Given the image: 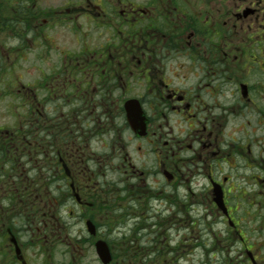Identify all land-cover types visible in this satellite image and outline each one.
I'll return each instance as SVG.
<instances>
[{"label":"flooded vegetation","instance_id":"1","mask_svg":"<svg viewBox=\"0 0 264 264\" xmlns=\"http://www.w3.org/2000/svg\"><path fill=\"white\" fill-rule=\"evenodd\" d=\"M1 36L0 264H264V0H0Z\"/></svg>","mask_w":264,"mask_h":264},{"label":"rangeland","instance_id":"2","mask_svg":"<svg viewBox=\"0 0 264 264\" xmlns=\"http://www.w3.org/2000/svg\"><path fill=\"white\" fill-rule=\"evenodd\" d=\"M63 34H64V32L58 33V31H57V36H59L58 39L65 40L66 38H65V36H63ZM6 45H7L6 40H4V37L1 36L0 37V54H3L4 51L5 52L7 51ZM36 50L37 49H35V47L28 50V55L26 57V61L19 65L20 71L23 72V76H22L23 79L21 80L22 83H25L27 80L34 77L36 75V72H38V70L34 68V66H36L37 62H38V61H36V59L34 60V58H35L34 54H35ZM51 57H56V55L54 53H52ZM41 66H43V64H41ZM17 73L18 72L14 69H7L3 73H1V75H0V91L4 90L6 85L13 82V78H14V76L17 75ZM12 104H14V103H8V98L3 96V93L0 92V131H5L7 129H13L14 127H17V125L23 119L25 120V118L22 117L23 115H26L25 110H23L22 107H12L11 106ZM26 113L28 114L27 111H26ZM45 114H47V117L48 116L50 117L49 119H51L55 128H57L58 126L61 127V125H63L64 127L68 126V116H66V114H64V112H61V111L54 112L53 110L47 109L44 112V115ZM36 116H37L36 119H38V117L40 115L38 114ZM27 119H28V117H27ZM36 119L33 118L30 121L34 122V121H36ZM29 125H32V123ZM47 125H48V123H47ZM61 139L64 140L65 136L64 135L61 136ZM1 140L2 139L0 138V141ZM8 146H10V145H8ZM60 178H61V176L58 175L57 181H56L58 186L61 184V182L59 180ZM154 180H156V179H153V181ZM59 212L62 216H64L63 207L60 208ZM78 227H79V225H74L73 230L78 229ZM91 257L92 256L90 254H87V256H85L82 259L81 263L82 264H96V262H95V260H93V258L90 259Z\"/></svg>","mask_w":264,"mask_h":264},{"label":"water","instance_id":"3","mask_svg":"<svg viewBox=\"0 0 264 264\" xmlns=\"http://www.w3.org/2000/svg\"><path fill=\"white\" fill-rule=\"evenodd\" d=\"M96 252L99 256V258L104 262V263H107L110 256H109V252L107 250V247L104 245L103 247V244L102 242L98 241L96 242Z\"/></svg>","mask_w":264,"mask_h":264},{"label":"trees","instance_id":"4","mask_svg":"<svg viewBox=\"0 0 264 264\" xmlns=\"http://www.w3.org/2000/svg\"><path fill=\"white\" fill-rule=\"evenodd\" d=\"M0 138L2 139L0 141V155H13V149L10 146H8L10 138L5 139L1 134H0Z\"/></svg>","mask_w":264,"mask_h":264}]
</instances>
